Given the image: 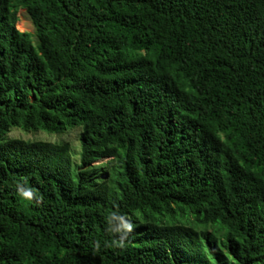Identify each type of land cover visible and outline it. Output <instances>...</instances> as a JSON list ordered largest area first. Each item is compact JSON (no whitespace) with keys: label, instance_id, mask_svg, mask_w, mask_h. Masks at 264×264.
Listing matches in <instances>:
<instances>
[{"label":"trees","instance_id":"trees-1","mask_svg":"<svg viewBox=\"0 0 264 264\" xmlns=\"http://www.w3.org/2000/svg\"><path fill=\"white\" fill-rule=\"evenodd\" d=\"M0 264H264V0H0Z\"/></svg>","mask_w":264,"mask_h":264},{"label":"rangeland","instance_id":"rangeland-1","mask_svg":"<svg viewBox=\"0 0 264 264\" xmlns=\"http://www.w3.org/2000/svg\"><path fill=\"white\" fill-rule=\"evenodd\" d=\"M19 21L17 28L22 33L34 34V27L32 25L31 19L25 10L19 11ZM33 44H36V41L33 39ZM11 138H20L24 141H32V140H41L43 142H50L54 144H61L63 142H67L71 146V154L73 155V159L76 163H79V152H80V143H79V130H73L69 128L65 134H47L45 132H40L38 134H24L18 130H12L9 135ZM107 160H104L100 164H105Z\"/></svg>","mask_w":264,"mask_h":264},{"label":"clouds","instance_id":"clouds-1","mask_svg":"<svg viewBox=\"0 0 264 264\" xmlns=\"http://www.w3.org/2000/svg\"><path fill=\"white\" fill-rule=\"evenodd\" d=\"M25 195H28L27 193ZM114 219H116V217H114ZM121 227L124 228L126 231H131L132 225L131 224H125L123 223L122 219H121ZM115 231H119L120 229H114ZM118 246L123 247V240L118 242Z\"/></svg>","mask_w":264,"mask_h":264}]
</instances>
